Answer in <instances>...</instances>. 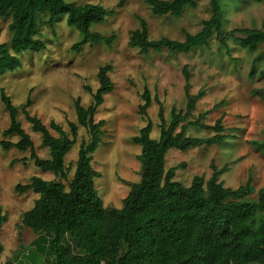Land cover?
<instances>
[{
  "label": "trees",
  "instance_id": "obj_1",
  "mask_svg": "<svg viewBox=\"0 0 264 264\" xmlns=\"http://www.w3.org/2000/svg\"><path fill=\"white\" fill-rule=\"evenodd\" d=\"M156 16L178 18L185 8H196V0H142ZM221 0H208L210 16L202 22L201 29L184 34L183 41L167 38L149 39L147 25L139 21L138 28L130 32L127 45L140 53L163 50L187 54L194 49L207 47L214 39L226 48L229 38L248 51L264 45V26L257 28H234L224 31L222 26ZM264 1V0H254ZM47 13L44 24L51 25L65 18L67 27L73 28L82 40L73 46L80 51L83 45L110 46L114 36H102L92 32L91 27L102 23L113 11L100 5H78L64 0H0V17L10 18L9 44H0V75L14 72L21 67L17 55L23 52L38 53L44 43L38 38L36 22L39 13ZM264 60V52L256 55L249 67L248 77L254 78L257 64ZM110 66L98 69V87L91 94L92 102L83 107L79 99L73 102L76 124L68 122L69 135L61 126L50 122L45 126L40 119L26 110L28 100L21 112L32 132L40 135L41 146L48 150V158H39L33 142L17 120V109L10 98L0 90V102L8 115V127L1 133L0 149L20 152L29 151L33 165L52 174L57 180L46 181L32 176L27 184L16 185L18 194L32 192L38 196L33 206L21 216V224L30 229L36 239L34 246L50 235L47 264H264V187L259 189L255 201L252 194V176L236 189L225 187L219 180L227 166L217 169L210 165L211 175L204 181L195 176L185 187L174 180L177 165L165 170V155L170 149L185 152L202 146L222 145L230 136L220 119L213 125L204 123L205 114L192 119L196 102L203 97L202 91L190 94V73L182 70L184 78L185 107L171 108L169 121L163 115V107L157 102L158 138L152 139L150 121L132 138L141 150L140 180L131 185L120 209L104 208L94 188L99 173L91 167V155L101 143L104 121H95L97 109L104 96L113 90L108 77ZM264 78V71L258 72ZM91 92L89 88H85ZM252 95L264 100V88L254 89ZM139 114L146 115L151 104L147 89L141 94ZM78 127L86 130L88 139L80 143L73 176L68 180L69 169L64 157L75 143ZM188 127L211 131L208 137H192ZM49 128L59 136L50 134ZM16 137L15 142L9 138ZM264 153V143L253 142ZM66 182L67 185L63 184ZM6 216L0 206V229ZM26 257L38 260L39 247ZM2 246L0 244V255ZM4 264H13L17 260Z\"/></svg>",
  "mask_w": 264,
  "mask_h": 264
},
{
  "label": "rangeland",
  "instance_id": "obj_2",
  "mask_svg": "<svg viewBox=\"0 0 264 264\" xmlns=\"http://www.w3.org/2000/svg\"><path fill=\"white\" fill-rule=\"evenodd\" d=\"M64 1L78 5L98 4L112 10L113 13L102 23L93 25L91 31L106 37L114 36V41L110 46L86 44L80 51H75L73 46L82 40V36L67 27L65 18L47 25L44 24L47 13L37 15L38 38L44 43V49L17 55L21 67L0 75V90L17 109V120L33 142L35 154L42 159L48 158V150L41 146L40 135L32 132L21 107L29 100L30 106L26 110L30 115L36 116L47 127L51 121L60 125L69 135L67 123L76 124L74 100L79 99L83 107H88L92 102L91 94L98 87V69L110 66L108 77L113 90L104 96L94 116L95 121L103 120L104 126L101 143L91 155L90 164L99 173L93 183L102 206L120 209L131 185L140 180L141 167L137 157L141 148L132 142V138L148 121L152 125L150 137L158 138L157 102L163 107L166 122L171 108L184 109L182 70L187 67L191 75L190 94L204 93L196 102L191 120L207 112L204 123L213 125L220 119L230 137L219 146H202L185 152L168 150L165 170L181 165L174 180L185 187L195 176L206 181L211 175V164L217 169L227 166L219 180L231 189L243 185L251 174L249 201H255L258 190L264 187V153L253 145V142L264 143V100L252 95L251 91L264 88V78L258 75L264 71V60L257 64L254 78L250 79L247 74L252 59L264 52V45L251 52L229 38L226 48L211 39L207 47L187 54L166 50L142 54L127 45L130 32L138 28L140 20L147 25L149 39L183 41L184 34L197 33L202 22L209 18L208 0H196V8H185L178 18L153 15L142 0ZM220 2L224 31L264 26V1ZM9 22L10 18L0 17V44H9ZM145 89L151 104L146 115H140L141 94ZM8 123V115L0 102V139ZM49 132L54 137L59 136L50 128ZM187 133L192 137L212 134L196 127H188ZM87 139L86 130L78 127L75 143L64 157L65 167L69 169L68 180L74 173L79 145ZM9 140L15 142L17 138ZM32 176L46 181L57 180L33 165L28 150L0 149V206L6 216L0 229V264L13 262L15 256L18 259L13 264H47L50 235L45 234V238L34 246L36 235L21 224L22 214L32 208L38 196L32 192L18 194L14 190L18 184H27ZM63 184L67 185L66 182ZM35 247H39L35 252L38 260L33 262L24 258L30 251H35Z\"/></svg>",
  "mask_w": 264,
  "mask_h": 264
}]
</instances>
